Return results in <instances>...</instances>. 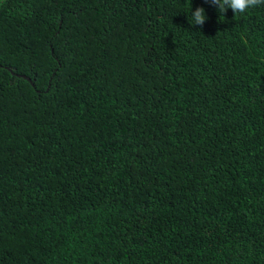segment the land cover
<instances>
[{
	"label": "trees",
	"instance_id": "16d2710c",
	"mask_svg": "<svg viewBox=\"0 0 264 264\" xmlns=\"http://www.w3.org/2000/svg\"><path fill=\"white\" fill-rule=\"evenodd\" d=\"M0 264H264V5L0 0Z\"/></svg>",
	"mask_w": 264,
	"mask_h": 264
},
{
	"label": "clouds",
	"instance_id": "9594fccd",
	"mask_svg": "<svg viewBox=\"0 0 264 264\" xmlns=\"http://www.w3.org/2000/svg\"><path fill=\"white\" fill-rule=\"evenodd\" d=\"M217 7L218 12L223 15L228 8L233 14L244 13L250 8H255L264 5V0H205ZM190 16L192 23L190 25H203L206 20L205 10L202 7H197L195 11H191L190 3Z\"/></svg>",
	"mask_w": 264,
	"mask_h": 264
}]
</instances>
